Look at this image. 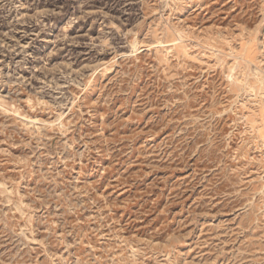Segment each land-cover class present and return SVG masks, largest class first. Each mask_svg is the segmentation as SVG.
Here are the masks:
<instances>
[{"label":"rangeland","instance_id":"374dc122","mask_svg":"<svg viewBox=\"0 0 264 264\" xmlns=\"http://www.w3.org/2000/svg\"><path fill=\"white\" fill-rule=\"evenodd\" d=\"M0 264H264V0H0Z\"/></svg>","mask_w":264,"mask_h":264}]
</instances>
